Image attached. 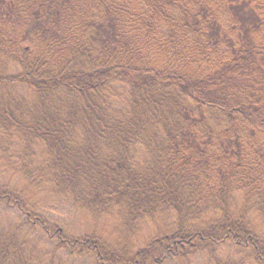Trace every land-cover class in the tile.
Masks as SVG:
<instances>
[{
  "label": "trees",
  "instance_id": "16d2710c",
  "mask_svg": "<svg viewBox=\"0 0 264 264\" xmlns=\"http://www.w3.org/2000/svg\"><path fill=\"white\" fill-rule=\"evenodd\" d=\"M20 83L36 118L17 112L34 99ZM13 141L40 161L17 157L0 219L48 190L125 232L40 252L34 226L0 222V264H65L62 247L91 264H264V0H0V153Z\"/></svg>",
  "mask_w": 264,
  "mask_h": 264
},
{
  "label": "rangeland",
  "instance_id": "374dc122",
  "mask_svg": "<svg viewBox=\"0 0 264 264\" xmlns=\"http://www.w3.org/2000/svg\"><path fill=\"white\" fill-rule=\"evenodd\" d=\"M16 66H12L7 73H16ZM8 70V71H9ZM19 70V69H18ZM16 96L19 100H31L33 94L31 92V88L25 84L20 83L15 85ZM32 99V102H29L30 106L26 107V110H17V112L22 116V119L28 118H36L39 116L38 109L32 106L35 98ZM27 103V102H26ZM38 105V104H37ZM35 109V110H34ZM32 110H34L32 112ZM19 114H16V117L19 118ZM23 147L22 143L18 141H13L11 145V151L8 153V160L4 154L0 153V191L4 194L14 195L16 194V189H19L21 186V182L23 181L21 177L18 175L16 170V165H19L21 160L22 163L31 161L32 165L38 164L40 158H38V153L40 151V146L37 143H34L32 149V153L30 154H22ZM21 154L23 156H21ZM20 156L22 158H20ZM19 157V160L17 159ZM140 156V158H142ZM7 162V163H6ZM30 163V162H29ZM35 199V200H34ZM32 199V205L23 206L24 217H21V214L13 212L11 215L7 214V216H3L0 219L1 223H16L18 219L22 224L23 228L26 230V234H30L27 232V228L34 226L35 231L34 235H31L32 239L37 241V245L39 247L38 251L42 252L43 250H51L54 247L55 241L62 240L65 238H76V239H86L87 237H92V232L95 237H92L93 241H101V243L109 246L118 245L120 246L121 236L125 231L120 232V229L117 228L119 224V218L113 214H104L100 218H91L88 215L83 214L75 207L73 208V204H70V201L67 202L66 196L62 195H49L48 190H41L38 192L36 196ZM34 200V202H33ZM35 209V210H33ZM22 210V211H23ZM30 210L31 212H29ZM33 210V211H32ZM19 211V210H18ZM21 212V211H20ZM26 212H29L31 215L29 216V220L26 217ZM23 213V212H22ZM37 217L40 221H44L49 227L50 232L53 234V240H51L45 233V231L40 227L38 222L33 221V217ZM36 220V218H35ZM27 223H26V222ZM39 221V222H40ZM13 227V224H10ZM141 229V234L137 239L138 244H142L143 240H145L149 233L147 231V227L145 224L141 223L139 227ZM14 229V227H13ZM24 234V233H23ZM97 236V237H96ZM144 237V238H141ZM30 240V236L28 237ZM132 240V239H131ZM63 241V240H62ZM59 244H63L60 242ZM90 244H88L89 246ZM61 248V250H57L56 257H60V261L65 264H91L93 262L92 256L88 255L82 250L77 251L75 249L73 253H70L68 250ZM220 256L222 258L231 257L232 254H235L234 250L228 246L220 248ZM43 261H46V258L40 257ZM203 262L201 256L195 258L194 264H201Z\"/></svg>",
  "mask_w": 264,
  "mask_h": 264
}]
</instances>
